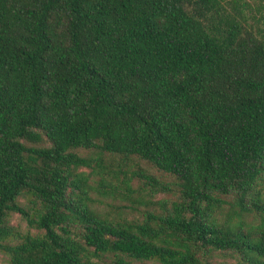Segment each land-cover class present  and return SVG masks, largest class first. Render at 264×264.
Wrapping results in <instances>:
<instances>
[{
	"label": "trees",
	"instance_id": "16d2710c",
	"mask_svg": "<svg viewBox=\"0 0 264 264\" xmlns=\"http://www.w3.org/2000/svg\"><path fill=\"white\" fill-rule=\"evenodd\" d=\"M0 250L264 264V0H0Z\"/></svg>",
	"mask_w": 264,
	"mask_h": 264
},
{
	"label": "rangeland",
	"instance_id": "374dc122",
	"mask_svg": "<svg viewBox=\"0 0 264 264\" xmlns=\"http://www.w3.org/2000/svg\"><path fill=\"white\" fill-rule=\"evenodd\" d=\"M83 154H87V153L84 152ZM144 166H145V163H144ZM147 167H148V169L150 171H154V168L150 167L149 165ZM137 183H138V180H135L134 181V184H137ZM162 196H167V194H159L158 195V197H162ZM107 200L110 201L111 203L114 202L115 204H120V205L123 204V203H125V201H112L111 199H107ZM100 208L102 210L111 209V207L108 206L104 202L101 204V207ZM122 208H123L122 210L124 212H126V213L129 212V215H132L133 211H131L130 209L128 210L125 207H122ZM134 214H137V213L134 212ZM12 222L14 224H19L24 229H27L28 228L27 222L25 220H23L19 214H16V213L13 214V216H12ZM32 231H35V230L32 229ZM0 264H10L9 256L6 253H4L2 250H0Z\"/></svg>",
	"mask_w": 264,
	"mask_h": 264
}]
</instances>
